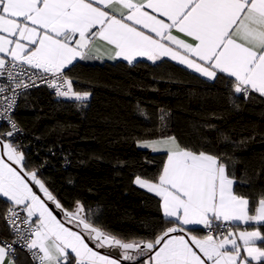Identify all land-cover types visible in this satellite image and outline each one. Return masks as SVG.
<instances>
[{"label":"snow or ice","instance_id":"obj_1","mask_svg":"<svg viewBox=\"0 0 264 264\" xmlns=\"http://www.w3.org/2000/svg\"><path fill=\"white\" fill-rule=\"evenodd\" d=\"M100 52L129 64L168 58L225 80L235 94L264 96V0H0V122L10 128L0 132V199L14 237L0 240V264L6 257L15 264L17 244L39 264H264V194L251 211L219 156L174 136L143 144L166 153L158 181L134 180L161 197L164 223L172 225L152 239L113 236L81 201L65 208L39 169H29L13 139L18 90L39 81L83 106L90 94L74 91L67 72ZM200 229L206 234H193Z\"/></svg>","mask_w":264,"mask_h":264},{"label":"trees","instance_id":"obj_2","mask_svg":"<svg viewBox=\"0 0 264 264\" xmlns=\"http://www.w3.org/2000/svg\"><path fill=\"white\" fill-rule=\"evenodd\" d=\"M67 75L74 91L90 94L87 103L55 97L45 87L29 89L19 97L13 137L29 169H39L65 208L81 201L99 226L124 241L152 239L171 227L159 197L134 182L137 176L157 180L165 153L139 144L165 136L219 156L251 209L264 194V96L235 94L225 80L206 79L167 59L79 60ZM7 207L0 199V240L9 234ZM15 260L32 264L23 252Z\"/></svg>","mask_w":264,"mask_h":264},{"label":"crops","instance_id":"obj_3","mask_svg":"<svg viewBox=\"0 0 264 264\" xmlns=\"http://www.w3.org/2000/svg\"><path fill=\"white\" fill-rule=\"evenodd\" d=\"M88 59H96V60H100V61H107V62H115V61H117V60H121V61H124V60H122V59H111V58H109V55H107V54H105L104 52H100V53H98V54H96L95 56H92V57H90V58H88ZM140 59H144V60H146L145 58H138V60H140ZM164 59H167V60H169V61H171L170 59H168V58H164ZM80 59H77L76 61H74V63H76L77 61H79ZM83 60H86V59H83ZM124 62H127V61H124ZM150 62V61H149ZM171 62H173V63H176V64H178V65H180L178 62H176V61H171ZM73 63V64H74ZM181 66H183V65H181ZM184 68H185V66H183ZM191 71V70H190ZM193 72V71H192ZM197 74V73H196ZM199 75V74H198ZM201 76V75H200ZM203 77V76H202ZM205 78V77H204ZM206 79H208V78H206ZM0 132H2L1 130H0ZM154 140H157V139H154ZM148 141H153V140H148ZM145 142H147V141H145ZM143 144H144V142H141L140 144H139V146L141 147V148H144V149H149L150 151H152V152H163V153H165L163 150H153V148H151V147H144L143 146ZM167 159V156H166V153H165V158H164V162H165V160ZM164 162H163V164H164ZM162 168H163V165H162ZM162 168H161V171H162ZM161 171H160V173H161ZM160 173H159V175H160ZM159 177V176H158ZM158 181V178H157V180H155V181H153V182H157ZM136 184V183H135ZM138 187H140V188H142V189H144V190H146V191H148V192H150V193H152V194H155L156 195V193L155 192H152V191H149L146 187H141L140 185H138V184H136ZM158 196V195H157ZM159 197V196H158ZM159 199H160V205H161V197H159ZM50 204H51V202H49ZM55 206L53 205V208H54ZM257 207V202H256V204H255V207L253 208V209H251L250 208V210L251 211H254L255 210V208ZM161 211H162V208H161ZM61 218H62V215H61ZM190 227H192V226H190ZM245 227H247L248 228V230L249 231H251L252 230V224H249V225H244V224H240V228L241 229H243V228H245ZM202 229H200V230H197V231H194V233L193 234H195V235H197V236H203V235H205L206 233H202ZM131 241V240H130ZM103 251V250H102ZM104 251H106V250H104ZM113 255H115V256H118V255H116L115 253H117V254H119V251L118 250H113ZM9 259H11L10 257H6V261H5V264H8V261H9ZM15 264H22L21 262H19V261H17V260H15ZM39 264V263H38Z\"/></svg>","mask_w":264,"mask_h":264},{"label":"built area","instance_id":"obj_4","mask_svg":"<svg viewBox=\"0 0 264 264\" xmlns=\"http://www.w3.org/2000/svg\"><path fill=\"white\" fill-rule=\"evenodd\" d=\"M37 87H45V88H46V89H47L52 95H54L55 97H58V96L55 94L54 89L49 88V87L47 86V84H45V83H40L39 81H37V86H34V87H28L27 89H20V90H18V91L20 92V94L16 97V99H15V103H14V107H13L11 113H10V114H11V118H12V120L15 121V123H16V125H17V129H18V131H19V126H18V124H17V122H16V120H15V118H14V112H15L16 107H17V105H18L19 97H20V95H21L23 92H25V91H27V90H29V89H32V88H37ZM6 95H7V96H11V95H12L11 91L7 92ZM2 102H3V100H2V98H0V103H2ZM0 124L5 128V129H4V132H7V131L10 130L9 125L7 124V122H0ZM18 131L16 132V134L18 133ZM16 134H15V135H16ZM21 215H24V213H21ZM4 222H5V221H4ZM5 225H6L7 229H8V231H9V234H8V237H7V238H3L2 240H7L9 243H11L12 240L14 239V237H13V235L11 234V230H10L9 226H8L6 223H5ZM205 233H206V232H205ZM15 248H16L15 256L17 255L18 252H23V253H25V255L28 257L29 261H30L32 264H38V263H39L38 260H33L31 253H30L26 248H21L18 244L15 246Z\"/></svg>","mask_w":264,"mask_h":264},{"label":"water","instance_id":"obj_5","mask_svg":"<svg viewBox=\"0 0 264 264\" xmlns=\"http://www.w3.org/2000/svg\"><path fill=\"white\" fill-rule=\"evenodd\" d=\"M52 207H53V205H51ZM55 214H57L58 215V218H61V213H59V211L57 210V212L55 213ZM104 251V250H103Z\"/></svg>","mask_w":264,"mask_h":264},{"label":"rangeland","instance_id":"obj_6","mask_svg":"<svg viewBox=\"0 0 264 264\" xmlns=\"http://www.w3.org/2000/svg\"><path fill=\"white\" fill-rule=\"evenodd\" d=\"M125 242H128V241H125ZM116 255H118V256H119V254H117V253H116ZM114 256H115V255H114Z\"/></svg>","mask_w":264,"mask_h":264}]
</instances>
